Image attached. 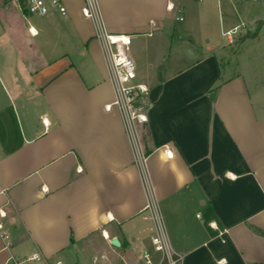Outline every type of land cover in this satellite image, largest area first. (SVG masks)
Instances as JSON below:
<instances>
[{"label": "crops", "instance_id": "0c3cea01", "mask_svg": "<svg viewBox=\"0 0 264 264\" xmlns=\"http://www.w3.org/2000/svg\"><path fill=\"white\" fill-rule=\"evenodd\" d=\"M64 2L68 13L52 10L40 27L13 2L2 12L0 222L21 253L49 264H138L152 246L144 175L120 111L106 108L114 89L83 0ZM102 10L112 32L140 37L131 54L150 89L146 170L173 250L182 264H264V70L242 68L237 52L224 62L223 48L143 74L159 40L115 31L130 27ZM7 257L0 230V264Z\"/></svg>", "mask_w": 264, "mask_h": 264}, {"label": "rangeland", "instance_id": "374dc122", "mask_svg": "<svg viewBox=\"0 0 264 264\" xmlns=\"http://www.w3.org/2000/svg\"><path fill=\"white\" fill-rule=\"evenodd\" d=\"M5 2L0 0V30L3 10L14 6L12 2ZM101 4L105 12L117 19L118 24L130 27L115 31L135 34L137 32L134 31H138L143 43L149 47L155 44V39L159 40L157 49L150 48L153 67L144 64L143 74H153L162 68L175 69L193 62L211 49L219 51L223 48L224 62L237 52L234 59L238 57L242 68L264 70V0H180L183 7L180 12L167 10L166 0H101ZM45 16L33 15L30 21L40 27ZM151 18H154L158 26L153 27ZM146 20L148 28L145 31L140 32L133 27ZM60 22L54 21L53 24ZM234 27H237V31L230 38L227 31ZM149 31H152L153 37L148 36ZM248 32L252 35L239 41L238 36ZM26 38L31 43L29 51H32L39 36L32 37L29 34ZM139 38L133 39L131 50ZM77 59V66L81 69L91 65L86 58L77 56Z\"/></svg>", "mask_w": 264, "mask_h": 264}, {"label": "built area", "instance_id": "2783aa9c", "mask_svg": "<svg viewBox=\"0 0 264 264\" xmlns=\"http://www.w3.org/2000/svg\"><path fill=\"white\" fill-rule=\"evenodd\" d=\"M22 10L24 18L29 22L33 15L45 16L52 10L61 15L68 13L64 0H10ZM167 9L170 11L183 10L180 0H168ZM81 12L84 17L92 20L95 29V38L99 40L107 64L108 73L114 89V99L106 105L110 110L113 106L120 111L127 133L131 140L135 161L142 169L147 192V203L144 208L145 218L151 220V247L141 249L138 264H182L183 254L176 253L170 243L168 232L162 217L158 200L148 180L146 170L147 152L142 139V127L148 122L150 106L149 87L138 81L137 64L131 54L133 35L129 33L112 32L106 23L100 0H83ZM183 19V17H180ZM153 24H155L153 22ZM30 31L35 34L30 25ZM237 27L227 31L232 34ZM1 235L4 247L8 251L5 264H38L45 263V256L39 250L21 253L20 247L15 244L9 231L0 222ZM105 258V255L95 256L96 260ZM53 264H64L62 259L54 260Z\"/></svg>", "mask_w": 264, "mask_h": 264}, {"label": "trees", "instance_id": "16d2710c", "mask_svg": "<svg viewBox=\"0 0 264 264\" xmlns=\"http://www.w3.org/2000/svg\"><path fill=\"white\" fill-rule=\"evenodd\" d=\"M260 21V20H259ZM258 21V22H259ZM257 22V23H258ZM258 26V25H257ZM252 35L250 32H248L246 35H239V41H242L246 36H250ZM238 39V38H237ZM147 136H148V130L146 128V124L142 127V139H143V142H144V145H145V148H146V140H147ZM146 152L148 153L147 151V148H146Z\"/></svg>", "mask_w": 264, "mask_h": 264}, {"label": "water", "instance_id": "95a60500", "mask_svg": "<svg viewBox=\"0 0 264 264\" xmlns=\"http://www.w3.org/2000/svg\"><path fill=\"white\" fill-rule=\"evenodd\" d=\"M111 244L116 246V247H120L121 246V241L118 237H114L111 239Z\"/></svg>", "mask_w": 264, "mask_h": 264}]
</instances>
